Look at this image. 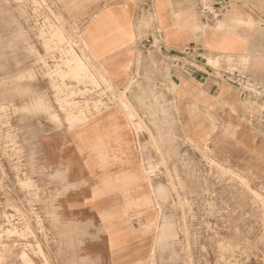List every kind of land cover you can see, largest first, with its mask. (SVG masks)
<instances>
[{
	"label": "rangeland",
	"instance_id": "rangeland-1",
	"mask_svg": "<svg viewBox=\"0 0 264 264\" xmlns=\"http://www.w3.org/2000/svg\"><path fill=\"white\" fill-rule=\"evenodd\" d=\"M81 32L54 0H0V264H264V78L237 73L231 59L212 63L243 102L203 115L211 137L197 142L178 112V62L158 40L142 39L120 91ZM70 49L85 69L72 72ZM133 91L142 111L126 112L142 132L137 195L70 196L76 186L43 163L44 139L71 126L69 113L89 121L113 104L132 108ZM83 200L99 205L77 206Z\"/></svg>",
	"mask_w": 264,
	"mask_h": 264
},
{
	"label": "crops",
	"instance_id": "crops-1",
	"mask_svg": "<svg viewBox=\"0 0 264 264\" xmlns=\"http://www.w3.org/2000/svg\"><path fill=\"white\" fill-rule=\"evenodd\" d=\"M54 1L81 28L94 63L120 91L134 74L142 39L158 40L164 55L179 56L171 67V80L178 87L175 99L181 123L197 142L211 137V124L203 115L225 116L243 102L237 86L220 79L212 63L219 59L227 68L231 59L237 73L246 70L264 78V0H228L220 7L217 0ZM203 5L213 13L205 15ZM146 21H151L149 26ZM186 49L192 52L184 55ZM133 92L128 93L132 108L113 104L86 124L66 127L44 139L43 163L67 175L76 186L70 196L93 199L97 190L103 199L137 195L143 180L142 132L126 112L142 111ZM125 180L137 184L120 187ZM84 201L77 206L99 205ZM107 246L110 250L108 240Z\"/></svg>",
	"mask_w": 264,
	"mask_h": 264
},
{
	"label": "bare ground",
	"instance_id": "bare-ground-1",
	"mask_svg": "<svg viewBox=\"0 0 264 264\" xmlns=\"http://www.w3.org/2000/svg\"><path fill=\"white\" fill-rule=\"evenodd\" d=\"M68 54H69V56H72V58L69 59L70 68L73 69L72 72L77 71V67H79L80 69H82V67H83L85 69L83 62L81 61V58H79L77 55H75L76 53L73 49H70ZM86 71L89 74V71L88 70H86ZM86 71H84V75L88 77L90 74L88 75ZM67 119H68L69 123L71 124V126H73V127L77 126L76 123H78V122H81V125L89 122L84 116L76 115L74 113H69L67 116ZM26 264H28V263L26 262Z\"/></svg>",
	"mask_w": 264,
	"mask_h": 264
},
{
	"label": "built area",
	"instance_id": "built-area-1",
	"mask_svg": "<svg viewBox=\"0 0 264 264\" xmlns=\"http://www.w3.org/2000/svg\"><path fill=\"white\" fill-rule=\"evenodd\" d=\"M228 4V0H217V6L218 7H220V6H225V5H227ZM202 12L205 14V15H207V14H212L213 13V11H211V8H209V6L207 5V6H205V5H203L202 6ZM153 44H154V40H153ZM192 52V50H190V49H186L185 51H184V55H188V54H190ZM165 56H167V57H169V58H172L175 62H179V60H178V58H180L179 56H176V55H174V54H171V53H168L167 55H165ZM177 59V60H176ZM237 76H239V75H237ZM234 83H236L235 81H234ZM247 84L249 83V82H246ZM238 85H240V84H238Z\"/></svg>",
	"mask_w": 264,
	"mask_h": 264
}]
</instances>
